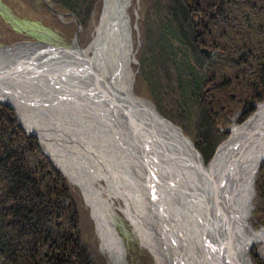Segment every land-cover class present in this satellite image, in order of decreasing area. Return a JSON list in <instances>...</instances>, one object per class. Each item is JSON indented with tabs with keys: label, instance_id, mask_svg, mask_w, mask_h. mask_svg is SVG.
Masks as SVG:
<instances>
[{
	"label": "bare ground",
	"instance_id": "obj_1",
	"mask_svg": "<svg viewBox=\"0 0 264 264\" xmlns=\"http://www.w3.org/2000/svg\"><path fill=\"white\" fill-rule=\"evenodd\" d=\"M131 1L105 0L98 34L93 39L97 47L96 44V50L92 47L95 53L90 58H85L86 53L75 47L68 52L42 49L31 52L28 47L0 51V100L14 103L26 131L37 136L46 147L47 157L83 191L93 211L102 247L110 253L115 264L124 263L122 248L113 232L111 209L107 205V209L104 207L103 198L93 190L95 180L90 174L104 178L111 189H117L131 206H135L138 203L131 188L136 178L130 182L127 192L126 176L120 171L122 165L124 169L129 165L134 169L131 160L140 162L136 177H143L144 190H153L157 197L165 198L173 212L180 216V227L177 230L173 223L175 229L171 231L168 219L160 217L166 224L162 233L170 246L168 249L154 240L151 234L154 228L150 230V223L138 213V222L145 229L152 249L157 245L153 251L161 256L163 264H205L204 261L211 264L214 260V264H244L239 262L242 260L250 264L247 258L250 247L259 243L264 250V229L254 231L247 223L249 204L254 197V174L264 157V105L244 125L232 128V137L221 147L209 169L203 168L194 149L178 131L161 119L148 103L130 94L129 61L127 66L124 62L129 55V31L125 19L121 18ZM49 55H54L55 63L65 64L75 78L67 81L66 76H62L66 71L50 77L41 67L45 62L51 70L53 61L45 58ZM35 77H46V80L37 85L39 88L30 86L34 89L33 95L25 93L23 97L17 90L18 82L22 78L37 80ZM96 81L107 85L108 91L113 90L114 102L122 112L112 106L107 90L97 87ZM85 83L92 87L84 91ZM29 103L34 104L30 106ZM26 108L30 112L21 111ZM38 146L41 148V144ZM165 188L170 191L166 192ZM140 189L143 190L142 185H137V190ZM160 191L165 195L158 193ZM129 195L134 202L129 200ZM152 200L153 205L154 198ZM160 201L159 209L164 211ZM219 213L222 219L218 220ZM133 218L136 219L134 215ZM218 226H221L220 233L214 229ZM204 239L208 245L211 240L218 243L230 240L233 254L228 250L222 252L226 250L225 245H215L217 251L213 245H207L205 251L197 250Z\"/></svg>",
	"mask_w": 264,
	"mask_h": 264
},
{
	"label": "rangeland",
	"instance_id": "obj_2",
	"mask_svg": "<svg viewBox=\"0 0 264 264\" xmlns=\"http://www.w3.org/2000/svg\"><path fill=\"white\" fill-rule=\"evenodd\" d=\"M104 2L105 0H100L90 20V28L87 30L83 29L69 15L54 9L48 3V0H0V51H12L20 47H28L29 50H32L31 52L41 49L68 52L75 47L78 51H83V54L86 53L85 58H90L95 53L92 47L96 43H93V39L98 34L97 28L101 20ZM262 6H264V0L260 4L259 2L256 3L257 8L255 11L260 13L250 11V14L247 15L248 19H245V25L240 24L232 30L229 29L227 30L228 34L224 35L225 37L229 36L232 39H236L238 41L237 44L243 43L245 39V61H236L222 56L214 63L216 59L212 54V41L215 39V42L220 44L221 51L223 50V44L226 43L223 42L224 38L220 36L221 30H217L212 20H208L206 29H201L200 25H196V21H199L197 16L194 13L192 15L196 26V42L199 44L202 56L205 59V65L203 63L201 69L202 80L204 84L206 83L203 99L210 116V123L214 129L215 143H217L212 159L209 160L210 162L205 163L202 161V165L197 158L200 165L206 170L209 169L221 147L232 137V128L244 125L255 117L258 110L264 105V7ZM260 7L262 9H259ZM146 9H150V12L153 13V6L150 0H132L131 4L126 5L125 16H127V20L124 16L121 18L122 20L125 19V25L129 31V36H127L129 55L127 54L124 62L126 66L129 63L127 69L130 72V94L138 101L148 103L161 119L171 124L173 129L178 131L177 133L187 141L188 146L191 145L197 154L194 146L196 143L195 136L189 132L190 127H175L171 121L162 116L157 110L159 106H170L168 103L173 101L161 98L162 100L159 99V102L156 103L158 100L157 93L152 96L150 87L141 79V74L139 73L141 69L139 50L143 40L141 21L147 15ZM230 44L231 41L228 45ZM232 44L234 47L237 46L234 42ZM96 47H94L95 50ZM206 53H209L210 56L208 57ZM45 58H50L49 62L53 61L51 72L48 70L50 66L45 65V62L41 65L44 71H48V74L51 75L50 77L60 73L62 75V72L66 71L67 74L62 76H66L67 81L75 78L73 74L71 75L72 72L65 67V64L55 63L54 55H49ZM127 61L129 62L127 63ZM250 77L253 78L250 79ZM35 78L37 80L22 78L20 81L24 83L18 82L20 87L15 85L22 96L26 94H31L30 96H32L34 89L30 86L39 88L37 85L46 80V77L44 79ZM238 78L240 81L236 80ZM228 79H231V81ZM73 84H76V82ZM222 84L226 85L223 86ZM22 85H25V87H22ZM91 87L86 84L84 91L89 90ZM250 87L253 88V91L247 93L246 90ZM99 90L97 89V91ZM22 96L19 95V97ZM81 98L84 101L86 100L85 96ZM33 104L29 103L30 106H33ZM21 111L30 112L28 108ZM22 120L23 118H21L14 103L0 100V147L8 148L3 147V155L1 156L4 157H0V161L3 162L2 160L8 155V151L13 149V154H17L22 161L25 158L29 166H31L28 167L21 164L15 167L11 164H0V173L4 175V178L11 173L10 170L15 172L17 169H22L17 174V177L20 178L19 181H4L2 180L4 178L0 180V217L3 220L0 223V244L5 245V248L0 247V264H18L17 261L20 257L22 264L26 260L31 262V264H48L49 259L47 258L50 256L65 260V264H79L78 257L73 252H77L84 247L88 250L84 251L83 254L87 257L89 264H115L111 260L110 253L102 247L93 211L87 204L83 191L65 177V174L55 165L53 160H47V155L44 152L46 151L45 145L40 143L34 133L26 131L22 125ZM188 123L190 122L188 121ZM20 125L22 129L19 128ZM66 125L69 124L67 123ZM73 126L75 127L76 125ZM65 127L63 128L65 129ZM35 143L41 144V148H37ZM15 149H17L16 152ZM46 160L58 168L60 174L65 178L64 183L55 179L56 176L54 172L52 173L54 169L47 164ZM263 161L264 157L254 174V197L248 208L247 223L254 231L264 229V195L261 194V190H258L260 184L264 183ZM137 162L131 160L134 169H131L132 167L129 165L125 168V171L122 165L123 169L120 170L121 174L124 173L122 176H126L124 179L128 187H125L127 192L130 189V182L136 178L134 187L132 186L131 188L136 196L135 202L138 203L135 206H131L117 189H111V184L107 183L104 178H96L91 173V178L95 180L93 182V190L98 192L103 198L104 207L111 209L110 213L113 220L111 224L122 248L123 264H163L161 256L159 257L153 251L157 245L152 249L145 229L138 222V213L144 217L146 222L150 223L148 224L151 226L150 230L154 228V233H151L154 240L157 239L155 241L159 242V245L168 249H170V246H167L162 233L166 224L163 220L160 221V217L168 219L172 228L170 229L171 231L180 227V216L173 212L172 207H170L165 198L157 197L153 190H144L143 177H136L139 174L137 170L141 168V166L139 167L140 162ZM35 165L36 167H33ZM45 170L55 176L51 177L57 183L55 181L48 182L46 180L48 177L44 178V180L40 179L43 173L37 172H44ZM31 173L38 176V182L25 180L26 176L31 175ZM10 183H15V185L10 186ZM137 185H142L143 190H137ZM216 189H213L214 194ZM165 191L169 192L170 190L165 188ZM158 193L165 195L162 191ZM129 196V200L134 202L132 200L133 196ZM153 198L156 205H152ZM160 200L163 202L164 211L159 209L161 206ZM153 206H156L159 211ZM133 215L136 219L133 218ZM173 223L176 224L175 228L172 227ZM56 224H59V226H56ZM20 225H26L25 229L19 230ZM50 226L54 227V231L50 230ZM214 229L220 233L221 226H218L217 229L214 227ZM206 240L200 241L201 243L197 250H208V243H205ZM223 242V240H220L219 243L211 240V245L208 246L212 247L213 245L212 248L217 251L216 248L222 246ZM255 244L250 247L247 258L250 264H264L263 245ZM50 245L51 249H49ZM225 251L227 253L225 249L222 252L225 253ZM238 259L237 261H239ZM214 261L211 264H214ZM239 262L243 263L244 261ZM204 263L207 264L206 261Z\"/></svg>",
	"mask_w": 264,
	"mask_h": 264
},
{
	"label": "trees",
	"instance_id": "obj_3",
	"mask_svg": "<svg viewBox=\"0 0 264 264\" xmlns=\"http://www.w3.org/2000/svg\"><path fill=\"white\" fill-rule=\"evenodd\" d=\"M150 1L153 6V13H150L148 9L147 15L141 21L143 30L142 46L139 50V63L141 65L139 73L141 74V79L150 87L152 96L157 93L158 100L156 103L161 98L173 101L167 102L170 106H159L157 108L158 112L171 121L175 127H190L189 132L195 136L196 140L194 146L197 151V154L195 153L197 158L201 164L202 161L205 163L210 162L209 160L212 159L217 143H215L214 129L210 123V116L203 99L206 83L204 84L202 80L201 69L203 63L205 65V59L202 56L199 44L196 42V26L192 19L193 12L190 11L192 3L190 0ZM99 2L100 0H48V3L54 9L69 15L83 29L87 30L90 28V20ZM150 63L151 65H149ZM252 78L250 77V79ZM228 80L231 81V79ZM236 80L240 81L239 78ZM222 85L225 86L226 84ZM246 91L250 93L253 88L250 87ZM35 146L39 148L38 143H35ZM12 151L14 150L8 151V155L2 160L3 162L0 161L1 165L11 164L16 167L24 164V166L31 167L25 158L22 161ZM16 151L17 149H15ZM2 153L3 147H0V157H4L1 156L3 155ZM47 160L51 161L48 157ZM47 164L54 169L52 173L54 172L55 179L64 183L65 178L60 174L59 170L50 163L47 162ZM262 166L264 167V161ZM33 167H36V165ZM21 170L17 169L15 172L10 170L11 173L7 174L5 178L0 173V180L4 178L2 179L4 181H19L20 178L17 177V174ZM37 173H43L40 176L41 180L48 177L46 179L48 182L55 181L52 178L55 176H52L47 170ZM25 180L38 182V176L31 173V175L26 176ZM55 183L57 182L55 181ZM258 190H261V194L264 195V183L260 184ZM25 226L20 225L19 229H25ZM56 226H59V224H56ZM50 227V230L54 231V227ZM1 246L5 248V245L0 244ZM84 251H88L86 247L73 252L78 257L79 264H89L87 257L83 254ZM47 259H49L48 264H65L66 262L55 256H50ZM17 262L18 264L23 263L21 257ZM24 264H31V262L26 260Z\"/></svg>",
	"mask_w": 264,
	"mask_h": 264
},
{
	"label": "flooded vegetation",
	"instance_id": "obj_4",
	"mask_svg": "<svg viewBox=\"0 0 264 264\" xmlns=\"http://www.w3.org/2000/svg\"><path fill=\"white\" fill-rule=\"evenodd\" d=\"M261 1L262 0H190L192 3L190 11H192L199 20L196 21V25H200L201 29H206L208 26V20H212V22L216 25L217 30H221L220 36L221 38H224L223 42H226L223 44V50L221 51L220 44H217L215 39L212 41V54L216 59L214 63H216L222 56L227 59H234L236 61H245V39L243 43L237 44L238 41L236 39H232L229 36L225 37L224 35L228 34L227 30L229 29L232 30L240 24L245 25V19H248L247 15L250 14V11H253L254 13H260L255 11V9L257 8L256 3L259 2L260 4ZM262 7L259 9H262ZM230 41L231 44L228 45ZM232 42L236 43L235 45L237 46L234 47ZM14 185L15 183H10V186ZM46 193L48 192L46 191ZM2 221L3 220L0 217V223H2ZM49 247V249H51V245Z\"/></svg>",
	"mask_w": 264,
	"mask_h": 264
},
{
	"label": "water",
	"instance_id": "obj_5",
	"mask_svg": "<svg viewBox=\"0 0 264 264\" xmlns=\"http://www.w3.org/2000/svg\"><path fill=\"white\" fill-rule=\"evenodd\" d=\"M124 17H126L125 19L127 20V16H125V14H124ZM205 52H206V51H205ZM206 55H207L208 57L210 56L209 53H206ZM92 83H93V82H92ZM94 84H96L97 87H101L102 90H107V89H106V86H107V85H104V84H102V83L99 84V82H97V81L94 82ZM107 94L110 95V99H111L112 106H113V107H116V108H119V110L121 111V108L119 107L118 103H117V102H114L115 99L113 98V90H112L111 92L107 90ZM115 97H116V99L118 100V95H115ZM122 102H123V101H122ZM119 103H120V102H119ZM122 105H123L124 108L126 109L125 105H124V104H122ZM123 110H124V109H123ZM121 112H122V111H121ZM167 123H168V122H167ZM170 125H171V124H170ZM171 126H172V125H171ZM217 218H218V220H219V219H222V215L219 213V216H217ZM218 220H217V221H218ZM220 224H221V223L218 222V225H220ZM229 235H231V234L229 233ZM228 237H229V236H228ZM223 245L226 246V250H229V252L231 251L230 253L233 254L234 248H233L232 246H230V240H229V241H228V240H227V241H224V242H223ZM244 264H245V261H244Z\"/></svg>",
	"mask_w": 264,
	"mask_h": 264
}]
</instances>
